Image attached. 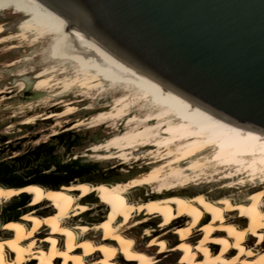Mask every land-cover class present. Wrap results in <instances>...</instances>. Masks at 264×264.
I'll return each mask as SVG.
<instances>
[{
  "label": "bare ground",
  "instance_id": "bare-ground-1",
  "mask_svg": "<svg viewBox=\"0 0 264 264\" xmlns=\"http://www.w3.org/2000/svg\"><path fill=\"white\" fill-rule=\"evenodd\" d=\"M3 11L17 19L0 22V43L24 55L7 65L32 63L16 74L33 75V94L76 97L56 99L51 106L63 109L39 120L75 115L85 102L87 116L63 130L108 123L106 138L85 150L118 159L120 172L0 182V206L26 199L21 214L0 216V264H155L169 227L181 237L174 250L194 264H264V130L186 97L41 0H0Z\"/></svg>",
  "mask_w": 264,
  "mask_h": 264
},
{
  "label": "water",
  "instance_id": "water-1",
  "mask_svg": "<svg viewBox=\"0 0 264 264\" xmlns=\"http://www.w3.org/2000/svg\"><path fill=\"white\" fill-rule=\"evenodd\" d=\"M41 1L186 97L264 130V0Z\"/></svg>",
  "mask_w": 264,
  "mask_h": 264
},
{
  "label": "rangeland",
  "instance_id": "rangeland-1",
  "mask_svg": "<svg viewBox=\"0 0 264 264\" xmlns=\"http://www.w3.org/2000/svg\"><path fill=\"white\" fill-rule=\"evenodd\" d=\"M16 19L10 11L0 13V22L6 28L10 27ZM7 46L8 42L0 43V89L5 90L1 92L2 94L0 93V182L22 184L28 178H36L42 180L41 182L45 180L49 183L63 178L71 180L77 177H87L92 179L109 176L114 171L120 172L115 167L118 159L100 160L85 150L106 138V132L109 130L108 123L95 127L96 129L86 128L83 125L69 131L63 130L75 120L87 116L86 112L80 108L86 104L85 102L78 104L79 110L75 115L39 120L50 111L63 109L62 106H51L56 99L63 98L68 101L75 100L76 97L69 92L62 96H54L53 100H50L45 95L47 89L33 94L36 91L32 89L30 91L26 84L27 79L33 75L16 74L18 66L24 69L27 67L25 70L29 71L33 66L32 63L22 60L15 66H8V63L24 58V55L22 52H6ZM19 82H24L27 88L21 89ZM27 91L31 94L27 95ZM29 118H32V122L24 123ZM129 165L134 167L132 163ZM203 185L207 191L213 192L219 184ZM231 191L237 193L238 188H231ZM25 203L26 199L3 203L0 206V216L13 211L21 214L22 211L17 208ZM171 228L161 232L167 234L165 240L168 243V249L165 252L160 250L155 254L157 258L155 264H194L192 260H184L187 255L185 250H174V245L181 240V237L172 233ZM193 234L191 242L194 243L199 234L196 232ZM135 236L140 245L146 241L142 226L136 228Z\"/></svg>",
  "mask_w": 264,
  "mask_h": 264
},
{
  "label": "snow or ice",
  "instance_id": "snow-or-ice-1",
  "mask_svg": "<svg viewBox=\"0 0 264 264\" xmlns=\"http://www.w3.org/2000/svg\"><path fill=\"white\" fill-rule=\"evenodd\" d=\"M29 191H31V189H29ZM11 227V226H10Z\"/></svg>",
  "mask_w": 264,
  "mask_h": 264
}]
</instances>
